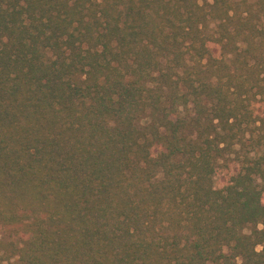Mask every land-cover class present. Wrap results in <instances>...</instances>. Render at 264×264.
<instances>
[{
	"label": "trees",
	"instance_id": "trees-1",
	"mask_svg": "<svg viewBox=\"0 0 264 264\" xmlns=\"http://www.w3.org/2000/svg\"><path fill=\"white\" fill-rule=\"evenodd\" d=\"M0 264H264V0H0Z\"/></svg>",
	"mask_w": 264,
	"mask_h": 264
}]
</instances>
